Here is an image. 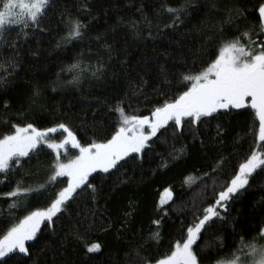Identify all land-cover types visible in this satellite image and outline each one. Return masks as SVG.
<instances>
[{
  "label": "trees",
  "instance_id": "1",
  "mask_svg": "<svg viewBox=\"0 0 264 264\" xmlns=\"http://www.w3.org/2000/svg\"><path fill=\"white\" fill-rule=\"evenodd\" d=\"M180 4L190 5L183 17L185 23L176 31L164 29L162 26L170 22V17L166 13L158 14L162 5L175 7ZM214 4L217 6L215 9L212 7ZM261 4L264 0H53L40 24L43 31L16 28L6 35L7 41L17 43L18 55H14L13 49L6 44L0 47V61L15 59L19 63L16 73L8 77V83L0 84V117L11 116L12 122H21L16 114L24 112L29 116L24 122L39 128L52 126L54 117H59L71 126L82 142L100 138L110 130V122L115 120L109 107L117 99L124 98L125 93L130 97L126 104L139 107L143 114L148 113L156 98L152 87L161 83L158 76L161 66L177 72L181 59L190 61L204 39L193 30V26L201 22L217 23L231 8L240 10L246 17H238L236 24L232 25L233 28L239 25L243 31L257 21ZM138 9L151 22L155 39L147 38L149 29L141 20ZM62 15L79 17L89 25L82 41L57 47L65 31ZM133 19L141 21L143 31L140 37L134 36L122 22ZM25 31L27 36L23 34ZM158 32L161 34L157 35ZM97 35L103 36L114 49L111 60L103 45L96 42ZM81 54L84 64L95 66L98 60L103 62L106 65L103 76L96 79L90 72H85L78 84L68 83L72 80V74L68 72L58 78L61 69L76 62ZM138 74L149 81L145 89L146 95L152 98L149 101L143 96H132L127 87L129 80L138 79ZM53 82H56L55 91L52 90ZM36 85L41 87L42 95L38 104L30 106L28 97ZM5 102L10 105L7 113L3 107ZM217 124L223 128L220 136L216 134ZM251 126L250 114L234 110L212 120L207 127L185 131L176 137L169 132L167 144L157 142L152 153L142 162L129 163L125 166L126 171L121 169L128 183L117 182L119 173L105 179L98 204L94 206L87 199L69 204L68 213L57 222L56 233H43L38 244L27 242L32 255H18L9 264H33L36 260L38 264H129L136 248L156 257L164 254L175 239L186 232V227L194 223L196 209L213 202V182L219 184L230 179L239 163L255 147ZM0 131L6 129L0 126ZM55 138H60L58 133ZM173 143L177 148L186 146L184 155L175 161L169 159L168 167L160 168L162 157H168ZM220 157L225 158L223 168L212 172ZM51 162L52 155L46 147L33 155L30 161L25 158L18 171L9 173L6 178L0 175V194L12 191L17 182H22L24 187L44 183ZM93 183L100 186L102 182L97 178ZM59 186L51 191H57ZM169 186L173 201L165 205L168 215L160 229L162 241L159 245L148 243L145 237L150 227L155 230L151 221L160 216L156 210L159 196ZM216 190H220L218 186ZM205 191L206 196L197 195ZM29 200L31 209L45 206L48 197L30 195ZM130 203L134 209H130ZM8 204L9 200L0 195V211L7 213ZM128 211H132V215L126 216ZM92 212L96 213L95 217L89 215ZM85 215L87 220H84ZM88 224H93V227L86 231ZM262 227L264 172L258 169L250 179V187L241 190L239 198L230 204L227 219L216 221L202 231L196 250L205 257V264H215L217 259L230 257L240 247L241 239L247 242L258 236ZM77 229L85 236V241L75 238ZM218 237L223 240L222 248ZM93 242L100 243V252L86 251L85 243ZM205 245L211 247L205 248Z\"/></svg>",
  "mask_w": 264,
  "mask_h": 264
},
{
  "label": "snow or ice",
  "instance_id": "2",
  "mask_svg": "<svg viewBox=\"0 0 264 264\" xmlns=\"http://www.w3.org/2000/svg\"><path fill=\"white\" fill-rule=\"evenodd\" d=\"M52 3L53 0H0V47L6 44L13 49L14 55H18L17 43L7 41L6 35L16 28L43 31L40 24ZM189 6L162 5L158 14L162 12L170 17V22L162 27L176 31L183 26V17L188 13ZM212 7L215 9L217 6L214 4ZM138 12L141 20L148 26L147 38L155 39L151 22L140 9ZM238 17L246 19L240 10L229 8L217 23L201 22L200 25L193 26V30L204 39L190 61L181 59L177 72L161 66L158 73L161 83L152 87L156 98L148 113L143 114L139 107L133 108L131 104H126L130 97L125 93L124 98L117 99L109 107L115 120L110 122V130L100 138L93 137L90 141L82 142L71 126L62 122L59 117H54L52 126L45 128L25 123L29 116L24 112L16 114L21 122H12L11 116L0 117V126L6 129L0 131V175L6 178L9 173L18 171L23 167L25 158L30 161L33 155L45 147L52 155L44 183L36 187H24L22 182H17L12 191L0 194L9 200L8 212L0 211V264H9L18 255L30 257L32 253L27 242L38 244L43 233L51 231L55 234L57 222L68 213L69 204L78 199H87L94 206L98 204L103 193V181L108 177L119 173L117 182L128 183V178L121 169L126 171L125 166L129 163L142 162L145 156L152 153L157 142L167 144L169 132L176 137L183 135L185 131L207 127L220 115L231 114L234 110L243 111L252 116L250 132L254 137L255 147L250 154L239 163L230 179L219 184L217 181L213 182V202L196 209L194 223L186 227V232H182L164 254L156 257L136 248L134 258L129 261V264H205V257L196 250L202 231L216 221H225L230 204L239 198L241 190L250 187V179L258 169L264 172V4L258 8L257 21L249 24L243 31L239 25L232 27ZM122 22L126 23L134 36L142 35L141 21L133 19ZM61 23L65 31L57 42V47L82 41L89 27L79 17L73 18L71 15H62ZM23 34L27 36L28 32ZM95 40L103 45L111 60V53L114 51L112 46L101 35H97ZM82 57L83 54L76 62L62 68L58 78L62 73L68 72L72 74V80L68 83L78 84L84 73L90 72L92 77L100 79L106 65L100 60L95 66L84 64ZM18 68L19 63L15 59L0 61V84L8 83V77L16 73ZM148 83L143 75L138 74V79L129 80L127 87L132 96H143L149 101L152 98L145 93ZM55 84L53 82V91L56 90ZM41 95V87L34 86L28 97L30 106L38 104ZM3 107L5 113L10 109L7 102ZM216 129L217 136H220L223 128L217 124ZM57 133L59 139L55 138ZM171 147L168 157H162L160 168H167L169 159L175 161L184 155L186 146L177 148L173 143ZM224 159L220 157L211 171L218 172L222 169ZM97 178L102 182L100 186L93 183ZM57 186V191H51ZM217 186L220 189L218 192ZM30 195L47 196L48 202L43 207L30 209ZM197 195L206 196L207 192ZM170 201H173V192L169 186L159 196L156 210L160 216L151 221L155 230L150 227L145 237L146 242L156 245L161 243L160 229L164 217L168 215L165 205ZM134 207L130 203V209ZM193 208H196L195 200ZM89 215L95 217L96 213ZM125 215H132V211ZM87 218L85 215L84 220ZM92 227L93 224H88L86 231ZM74 235L77 240L85 241V236L79 229ZM218 240L222 248L223 240L219 237ZM259 241H264V227L252 240L246 242L241 239L240 247L230 257L217 259L215 264H264V243ZM209 247L211 245H205V248ZM85 248L88 253L101 251L98 242L85 243ZM33 264H38V260L33 261Z\"/></svg>",
  "mask_w": 264,
  "mask_h": 264
}]
</instances>
